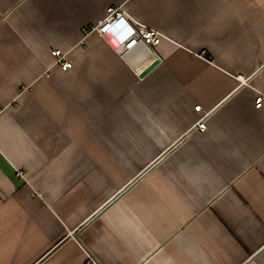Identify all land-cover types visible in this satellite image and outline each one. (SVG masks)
<instances>
[{
	"label": "crops",
	"instance_id": "1",
	"mask_svg": "<svg viewBox=\"0 0 264 264\" xmlns=\"http://www.w3.org/2000/svg\"><path fill=\"white\" fill-rule=\"evenodd\" d=\"M263 64L264 0H0V264H264Z\"/></svg>",
	"mask_w": 264,
	"mask_h": 264
},
{
	"label": "built area",
	"instance_id": "2",
	"mask_svg": "<svg viewBox=\"0 0 264 264\" xmlns=\"http://www.w3.org/2000/svg\"><path fill=\"white\" fill-rule=\"evenodd\" d=\"M124 20L125 17L123 15L121 16L117 15L116 8L110 5L106 9V14L102 19V21L97 26H93L92 30L100 33L101 36L105 37L109 42H111L108 36H110L113 29H115L116 26H118V24H120L121 22L123 23ZM128 25L131 26L132 35H137L141 37L142 40L150 46H156L162 40V34H160V32L150 29L142 23H136L135 25L128 23ZM52 54L56 58V63L60 64L62 68L68 69L72 67L73 63L67 59V55L64 54L60 49L52 50ZM262 69H264V64ZM263 101H264V95L260 94L256 98V106L257 107L262 106ZM195 109L201 112L202 106L197 105ZM203 119L204 118L201 117L200 120L198 121V126L201 130H204L206 128V124L203 121Z\"/></svg>",
	"mask_w": 264,
	"mask_h": 264
},
{
	"label": "bare ground",
	"instance_id": "3",
	"mask_svg": "<svg viewBox=\"0 0 264 264\" xmlns=\"http://www.w3.org/2000/svg\"><path fill=\"white\" fill-rule=\"evenodd\" d=\"M108 37H109V39L111 41L110 43L112 45H115V46L119 45V40L115 36H113V34H110V36H108Z\"/></svg>",
	"mask_w": 264,
	"mask_h": 264
}]
</instances>
